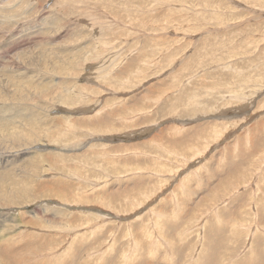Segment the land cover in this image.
Masks as SVG:
<instances>
[{
  "label": "rangeland",
  "instance_id": "374dc122",
  "mask_svg": "<svg viewBox=\"0 0 264 264\" xmlns=\"http://www.w3.org/2000/svg\"><path fill=\"white\" fill-rule=\"evenodd\" d=\"M0 51V264H264V0H0Z\"/></svg>",
  "mask_w": 264,
  "mask_h": 264
},
{
  "label": "bare ground",
  "instance_id": "6f19581e",
  "mask_svg": "<svg viewBox=\"0 0 264 264\" xmlns=\"http://www.w3.org/2000/svg\"><path fill=\"white\" fill-rule=\"evenodd\" d=\"M0 52H1V51H0ZM85 55H87V54H85ZM85 55H84V56H85ZM84 56H83V57H84ZM80 58H81V57H80ZM88 58H89V57L86 56V57H84L83 59H84V60H88ZM72 61H73V60H72ZM71 63H72V62H71ZM71 63H70V64H71ZM72 64H73V63H72ZM41 65H42V64H41ZM42 66H43V65H42ZM71 66H72V65H71ZM81 66H82V65H81ZM71 69H73V68L71 67ZM44 70H45V69H44ZM67 70H68V69H67ZM74 70H76V69H74ZM58 71H59V70H58ZM66 72H67V71H66ZM57 73L60 74V72H56V74H57ZM70 74H71V73H70ZM70 91H72V90H70ZM24 94H25V93H24ZM22 95H23V94H22ZM22 95H21V97H22ZM9 96H10V95H9ZM27 96H28V95H27ZM14 98H15V97H14ZM24 98H25V96H24ZM29 98H30V97H29ZM68 98H69V97H68ZM12 99H13V98H12ZM25 99H26V98H25ZM24 107H25V106H24ZM27 107H28V106H27ZM15 110H16V109H15ZM21 110H22V109H21ZM22 112H23V111H22ZM32 112H33V111H32ZM27 124H28V123H27ZM26 129H27V128H26ZM46 129H47V128H46ZM15 132H16V131H15ZM10 133H11V132H10ZM9 136H10V135H9ZM14 136H15V135H14ZM22 139H23V138H22ZM33 141H34V140H33ZM33 141H32V142H33ZM35 142H36V141H35ZM13 144H14V143H13ZM15 144H16V143H15ZM20 144H21V143H20ZM26 144H27V143H26ZM42 156H43V155H42ZM28 176H29V175H28ZM30 178H31V177H30ZM30 178H29V179H30ZM44 181H45V180H44ZM42 183H43V182H42ZM86 232H87V231H86ZM4 247H5V246H4ZM110 251H111V250H110ZM242 261H243V260H242Z\"/></svg>",
  "mask_w": 264,
  "mask_h": 264
}]
</instances>
